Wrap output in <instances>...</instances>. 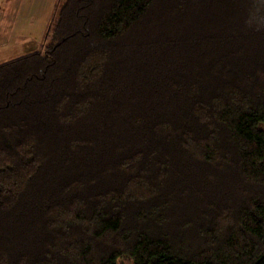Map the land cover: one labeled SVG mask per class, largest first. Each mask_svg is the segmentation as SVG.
I'll return each instance as SVG.
<instances>
[{
  "label": "trees",
  "instance_id": "16d2710c",
  "mask_svg": "<svg viewBox=\"0 0 264 264\" xmlns=\"http://www.w3.org/2000/svg\"><path fill=\"white\" fill-rule=\"evenodd\" d=\"M0 64V264H264V0H60Z\"/></svg>",
  "mask_w": 264,
  "mask_h": 264
},
{
  "label": "rangeland",
  "instance_id": "374dc122",
  "mask_svg": "<svg viewBox=\"0 0 264 264\" xmlns=\"http://www.w3.org/2000/svg\"><path fill=\"white\" fill-rule=\"evenodd\" d=\"M62 4L60 0H0V64L38 51Z\"/></svg>",
  "mask_w": 264,
  "mask_h": 264
}]
</instances>
